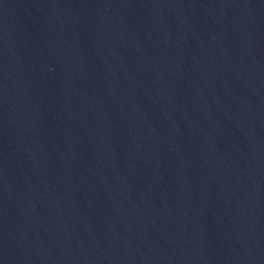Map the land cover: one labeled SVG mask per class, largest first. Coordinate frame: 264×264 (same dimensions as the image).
<instances>
[{"label":"water","instance_id":"water-1","mask_svg":"<svg viewBox=\"0 0 264 264\" xmlns=\"http://www.w3.org/2000/svg\"><path fill=\"white\" fill-rule=\"evenodd\" d=\"M0 264H264V0H0Z\"/></svg>","mask_w":264,"mask_h":264}]
</instances>
